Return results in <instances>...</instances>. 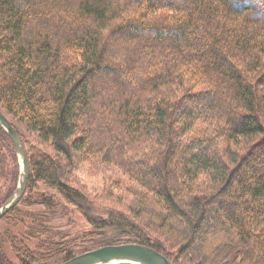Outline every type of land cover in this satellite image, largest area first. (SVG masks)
Segmentation results:
<instances>
[{
    "label": "trees",
    "instance_id": "obj_1",
    "mask_svg": "<svg viewBox=\"0 0 264 264\" xmlns=\"http://www.w3.org/2000/svg\"><path fill=\"white\" fill-rule=\"evenodd\" d=\"M262 4L0 0V107L37 133L24 203L77 205L94 232L115 229L105 244L172 264H264ZM0 137L16 160L1 123ZM88 155L132 178L123 208L70 182Z\"/></svg>",
    "mask_w": 264,
    "mask_h": 264
},
{
    "label": "rangeland",
    "instance_id": "obj_2",
    "mask_svg": "<svg viewBox=\"0 0 264 264\" xmlns=\"http://www.w3.org/2000/svg\"><path fill=\"white\" fill-rule=\"evenodd\" d=\"M243 1L246 2V0ZM261 1L264 7V0ZM1 109L22 130L24 135H20L27 152L28 149L29 152H34L32 144L37 145L38 143L35 140L37 133L30 130L24 122L14 118L5 109ZM39 145L41 148L51 151L49 145ZM52 151L51 153L54 155ZM90 157L92 156L80 158L77 169L69 175L70 182L83 189L97 209L101 206L123 208V203L120 200L129 194L127 187L133 183L132 178L115 166H111L109 170L100 168L99 161ZM19 177L18 156L15 160L10 146L0 137V205L4 204L14 192ZM37 187L40 191L44 189L49 190L48 192L54 191L41 182ZM30 193L31 189L27 188L23 197ZM62 204L52 211L39 204L26 205L22 199L16 205L18 211L12 214H9V211L4 215L0 222V251L7 264H58L65 261L67 252H72L73 255L80 254L98 245H105L114 238L115 229L109 228L94 232L93 224L89 222L77 205L64 200H62ZM93 212L100 213L95 210ZM36 216H39L44 224L40 228L35 227L37 230L34 231L31 229V221ZM49 234H54L55 239L61 243L58 248L52 247L47 242L46 236ZM118 243L122 242L118 241Z\"/></svg>",
    "mask_w": 264,
    "mask_h": 264
},
{
    "label": "water",
    "instance_id": "obj_3",
    "mask_svg": "<svg viewBox=\"0 0 264 264\" xmlns=\"http://www.w3.org/2000/svg\"><path fill=\"white\" fill-rule=\"evenodd\" d=\"M0 123L11 137L20 164V177L11 196L0 205V221L22 199L30 178L31 165L24 141L8 117L0 110ZM0 264H2L0 262ZM58 264H172L154 247L136 241L105 244L77 254Z\"/></svg>",
    "mask_w": 264,
    "mask_h": 264
},
{
    "label": "bare ground",
    "instance_id": "obj_4",
    "mask_svg": "<svg viewBox=\"0 0 264 264\" xmlns=\"http://www.w3.org/2000/svg\"><path fill=\"white\" fill-rule=\"evenodd\" d=\"M1 222V221H0Z\"/></svg>",
    "mask_w": 264,
    "mask_h": 264
}]
</instances>
